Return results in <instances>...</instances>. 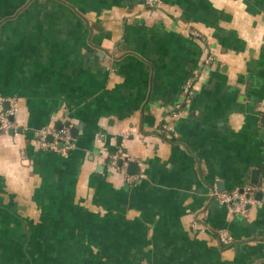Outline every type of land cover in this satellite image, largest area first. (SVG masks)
<instances>
[{
    "label": "crops",
    "instance_id": "obj_1",
    "mask_svg": "<svg viewBox=\"0 0 264 264\" xmlns=\"http://www.w3.org/2000/svg\"><path fill=\"white\" fill-rule=\"evenodd\" d=\"M9 98L20 129L0 134V264H264V0H0ZM67 123V154L34 146ZM119 153L142 181L110 168ZM246 186L261 188L246 214L214 196Z\"/></svg>",
    "mask_w": 264,
    "mask_h": 264
},
{
    "label": "built area",
    "instance_id": "obj_2",
    "mask_svg": "<svg viewBox=\"0 0 264 264\" xmlns=\"http://www.w3.org/2000/svg\"><path fill=\"white\" fill-rule=\"evenodd\" d=\"M145 6L150 9L157 11L161 9L163 0H144ZM193 36L201 40L204 39L202 35L197 32L192 33ZM215 56L213 52L207 56L204 66L197 76L193 77L184 87V94L186 98L194 95L198 88V77L202 76L211 69V64L214 62ZM15 98L0 99V134H9L14 132L17 134L19 131V125L12 118H15L17 114V102ZM8 104V109L5 105ZM184 113L181 111V107L177 106L172 111L171 117L173 119H181ZM160 131L168 138L177 137L176 128L171 123H164ZM34 146L44 151H51L60 154H67L74 147V138L72 135L71 126L63 127L59 129L55 125L47 126L38 132L33 140ZM133 159L125 157L123 154H116L109 157V166L113 170L121 172L126 177V181L129 184L140 182L145 178L144 172L137 173L135 175L127 174V168ZM261 191L258 186H246L243 188H237L231 192H218L215 189L214 196L217 198L221 205H224L230 209L234 214H246L251 207L259 204L255 197L257 193ZM195 230H198L197 223L192 226ZM219 243L222 246L229 247L235 244V238L227 231L220 230L215 233Z\"/></svg>",
    "mask_w": 264,
    "mask_h": 264
},
{
    "label": "water",
    "instance_id": "obj_3",
    "mask_svg": "<svg viewBox=\"0 0 264 264\" xmlns=\"http://www.w3.org/2000/svg\"><path fill=\"white\" fill-rule=\"evenodd\" d=\"M5 108L8 109V104L5 105ZM14 118H12L13 120ZM70 126L69 123L67 124H60V126H58L59 129L63 128V127H68ZM72 129V133L73 136L76 137L77 133H78V129L76 127L71 128ZM11 134H14V132H10ZM137 170V164L133 163L131 164V171H136ZM257 175V174H255ZM253 184H258V179L256 177V180L253 181ZM259 196H261V193L258 194Z\"/></svg>",
    "mask_w": 264,
    "mask_h": 264
},
{
    "label": "trees",
    "instance_id": "obj_4",
    "mask_svg": "<svg viewBox=\"0 0 264 264\" xmlns=\"http://www.w3.org/2000/svg\"><path fill=\"white\" fill-rule=\"evenodd\" d=\"M79 247H80L79 249L83 250V251H86V249H87L86 246H83V245H79ZM84 254H86V253H84Z\"/></svg>",
    "mask_w": 264,
    "mask_h": 264
}]
</instances>
